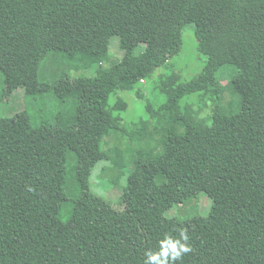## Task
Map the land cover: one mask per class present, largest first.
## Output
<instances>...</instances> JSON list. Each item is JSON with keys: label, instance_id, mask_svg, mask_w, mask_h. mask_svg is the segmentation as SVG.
Listing matches in <instances>:
<instances>
[{"label": "trees", "instance_id": "obj_1", "mask_svg": "<svg viewBox=\"0 0 264 264\" xmlns=\"http://www.w3.org/2000/svg\"><path fill=\"white\" fill-rule=\"evenodd\" d=\"M187 24L206 64L188 81L176 72L157 79L166 100L147 102V112L168 113L169 126L160 148L133 159L117 209L90 186L105 138L124 130L129 103L117 94L143 98V79L180 52ZM114 35L124 55L106 68ZM51 51L75 69L83 56L99 66L41 80ZM0 71L6 93L76 99L73 120L0 117V264H144L165 234L192 247L177 264H264V0H0ZM225 73L242 97L237 111L223 99ZM210 93L211 121L196 122L182 100ZM70 153L75 195L66 189ZM201 191L213 200L207 216L166 214Z\"/></svg>", "mask_w": 264, "mask_h": 264}, {"label": "rangeland", "instance_id": "obj_2", "mask_svg": "<svg viewBox=\"0 0 264 264\" xmlns=\"http://www.w3.org/2000/svg\"><path fill=\"white\" fill-rule=\"evenodd\" d=\"M142 51L143 47L139 46L135 53L140 54ZM123 55L124 51L120 48V36L114 35L111 38L109 53L101 62L102 66L111 67L119 62ZM81 60L85 63L84 68L75 69V62L69 63L62 54L51 51L43 61L39 78L41 80L53 79L63 71H68L73 76L94 75L99 62L86 56L81 57ZM206 61L207 57L198 51V41L193 24H187L182 31L180 52L165 65L157 68L151 78L143 79V83L140 85L144 92L143 98L138 97L135 90H120L118 92L117 95L125 98L129 103V109L125 112L124 122L121 125L124 130H113L105 138L102 147L107 153V157L99 161L93 169L90 178L93 192L104 197L115 208H122L121 196L127 185L133 159L140 152L152 155L155 149L160 148L165 128L169 126L167 125L169 123L168 113L162 114L160 117H151L147 112V102L150 101L157 106L166 100V95L156 87L157 79L161 75L176 72L183 81H188L203 70ZM224 69L228 71L232 70V67ZM224 76L223 83L226 84L223 94L224 102L229 105L231 110L237 111L241 108L242 97L236 89L227 83L229 75L225 73ZM214 104L211 93L206 97L195 94L182 100L183 108H187L192 113L194 120L201 123H210L209 117ZM21 111L28 112L33 125H38L43 121L53 122L58 114L73 120L76 113V99L62 100L54 91L28 94L24 87H18L13 92L6 93L4 74L0 71V117H11ZM144 125L148 127L146 130ZM74 162L75 156L70 153L66 184L67 192L70 195L78 193ZM212 205L213 200L210 195L201 191L188 197L185 202L174 205L166 214L180 218L196 215L207 216L211 212ZM70 215L71 205L66 204L61 216L66 220Z\"/></svg>", "mask_w": 264, "mask_h": 264}, {"label": "clouds", "instance_id": "obj_3", "mask_svg": "<svg viewBox=\"0 0 264 264\" xmlns=\"http://www.w3.org/2000/svg\"><path fill=\"white\" fill-rule=\"evenodd\" d=\"M181 238L189 240L186 230H181ZM192 251L189 243H182L181 239H174L171 235L165 234L159 242V251L146 250L144 264H177L185 254Z\"/></svg>", "mask_w": 264, "mask_h": 264}]
</instances>
